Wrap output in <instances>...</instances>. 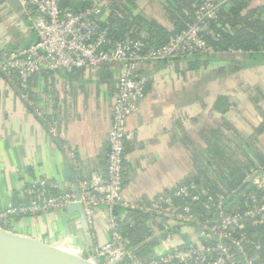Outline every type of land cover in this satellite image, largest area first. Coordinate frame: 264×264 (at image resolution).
I'll return each mask as SVG.
<instances>
[{
    "label": "crops",
    "instance_id": "crops-1",
    "mask_svg": "<svg viewBox=\"0 0 264 264\" xmlns=\"http://www.w3.org/2000/svg\"><path fill=\"white\" fill-rule=\"evenodd\" d=\"M132 1L133 12L143 17L147 29L143 37L157 32L155 27L168 34L178 30L192 6L190 0ZM36 38L18 1L0 0V52L28 47ZM198 56L207 61L199 69L170 62L145 65L140 71L147 85L139 110L127 125L124 199L128 203L147 205L191 184L200 168L214 174L217 167L215 162L208 165L207 139L221 131L235 144L236 131L250 140L253 130L264 123V63L235 53ZM120 71L119 65L57 72L43 67L29 79L0 77V210L23 202L25 188L38 179L71 186L65 180L70 178L66 162L70 152L76 158L78 180L106 171ZM224 99L228 104L222 103ZM50 127L58 132L60 144L49 135ZM257 145L264 154V133ZM260 165L256 161L251 171ZM252 172L244 186L254 180ZM11 226L14 233L86 259L94 257L96 245L110 239L106 222L96 216L94 227L89 225L92 249L78 213L19 218ZM195 233L188 228L173 241L188 244L189 235ZM157 237L154 245L141 251L144 261L164 253Z\"/></svg>",
    "mask_w": 264,
    "mask_h": 264
},
{
    "label": "built area",
    "instance_id": "built-area-1",
    "mask_svg": "<svg viewBox=\"0 0 264 264\" xmlns=\"http://www.w3.org/2000/svg\"><path fill=\"white\" fill-rule=\"evenodd\" d=\"M17 1L37 38L28 47L0 52L1 77L29 79L43 67L57 72L119 65L121 71L108 136L106 171L93 172L89 179L78 180V200L72 185L65 186L48 178L34 181L25 188L23 202L0 210V227L12 231L11 223L15 219L58 216L65 214L71 204L80 202L91 227L96 216H100L110 231V239L94 248L91 259L96 264H242L240 256L243 264H264V256L259 261L258 255L253 258L246 252L247 238L241 232L248 220L264 225V166L253 173L257 188L244 195V209L229 211L225 195L212 196L207 190L197 191L187 185L172 190L175 198L190 203L183 207L176 204L170 193L159 195L147 205L128 203L124 199L125 150L130 138L128 120L139 110L147 85L146 77L140 74L142 67L173 58L220 54L222 51L208 40L209 36L218 38L211 32V22L233 0H201L188 27L171 36L164 45L152 49L130 36L119 42L112 40L106 24L109 13L106 0H89V6L78 12L61 7V0ZM50 129L58 136L54 127ZM69 159L76 169L72 152ZM203 196L207 197L206 201ZM204 201L210 210L216 211L214 218L203 220L202 215L193 211L192 204ZM120 209L125 211L119 212ZM128 210L150 216L151 239L158 236L164 247L162 255L148 262L137 256V249L131 246L122 230L123 223L131 228L135 224L128 217ZM157 224L163 226L162 231L157 229ZM192 226L202 229L200 238H192L188 244L174 243L176 236Z\"/></svg>",
    "mask_w": 264,
    "mask_h": 264
},
{
    "label": "trees",
    "instance_id": "trees-1",
    "mask_svg": "<svg viewBox=\"0 0 264 264\" xmlns=\"http://www.w3.org/2000/svg\"><path fill=\"white\" fill-rule=\"evenodd\" d=\"M106 2L109 8L106 24L109 27V35L112 40L119 42L130 36L136 40H141L147 49L160 47L167 43L171 36L185 30L192 22L197 7L201 4V0H190L189 5H192L189 8L190 11L185 15L183 26L179 27L178 30L168 34L165 29L155 27L157 32H150V36L143 37L141 33L147 29L142 21L143 17L135 15L133 12L134 3L132 0H124L126 2L124 4L119 3L118 0H106ZM255 2L256 0H233L228 8L219 10L217 18L211 22V32L216 34L218 38L209 36L208 40L212 46L223 53L252 55L255 61L260 60L264 63V1ZM60 4L63 8L78 12L88 7L90 1L61 0ZM208 59L210 60V57ZM170 62H186L190 70H194L199 69L207 61H202L198 55H193L186 56L182 60L164 61L162 63ZM228 102L229 99H224L222 103L228 104ZM224 128L228 130L226 126ZM228 131L230 132V130ZM253 131L254 135L250 140L239 136L238 132L235 131V144H233L232 139H228V136L221 131L214 132L207 139L206 144L209 148L208 165H215V162L216 171L214 174L208 172L206 174L205 168H200L201 173H198L194 181L185 185L193 186L197 191L201 188L207 190L212 196L225 195L228 199L226 208L229 211L244 209L246 201L243 196L257 188L255 178L244 186L245 179L248 174H251V169L255 166L256 161L261 163L260 166H264V154L257 145L258 137L264 133V123ZM254 172H252V175ZM200 177L203 178L202 181H199ZM173 191L169 192L172 196ZM203 199L206 201L207 197L203 196ZM174 200L181 207L190 204L187 200L175 197ZM205 201L203 204H192L193 211L202 215L203 220L214 218L216 211L210 210ZM235 203H238L236 208ZM120 211L125 210L120 209ZM127 213L135 224L131 228L123 223L124 236L130 241L131 246L137 249V256L143 262H148L141 258V251L154 245L153 241L155 242V239L150 240L152 235L147 226L151 218L147 214L136 210H128ZM156 227L160 231L163 230L162 225ZM241 232H244L247 238L244 242L246 252L253 258L258 255V258L260 257L258 260L261 261L264 256V225H258L255 221L248 220L243 225ZM143 241L149 242L145 244Z\"/></svg>",
    "mask_w": 264,
    "mask_h": 264
},
{
    "label": "water",
    "instance_id": "water-1",
    "mask_svg": "<svg viewBox=\"0 0 264 264\" xmlns=\"http://www.w3.org/2000/svg\"><path fill=\"white\" fill-rule=\"evenodd\" d=\"M182 57L173 58L169 61L182 60ZM49 135L55 139L57 143L60 141L51 132V129H47ZM62 148V147H61ZM63 149V148H62ZM65 153V151L63 150ZM65 153V157H66ZM68 175L70 178L65 179L72 186H74L77 200L80 198L79 182L77 179V173L75 167L72 165L71 160L66 157ZM66 212L69 214L78 213L83 220L84 229L87 235L88 244L93 249L92 240L89 232V225L87 218L80 202L71 204L67 208ZM196 233L189 235L190 241L192 238H200L202 235V229L196 226H192ZM154 236L152 239H155ZM216 239L215 236H213ZM238 252V251H237ZM240 256V254L238 253ZM241 263L243 264L242 257L240 256ZM0 264H96L93 259H86L75 252L56 248L47 245L37 239L22 236L12 231L5 230L0 227Z\"/></svg>",
    "mask_w": 264,
    "mask_h": 264
},
{
    "label": "rangeland",
    "instance_id": "rangeland-1",
    "mask_svg": "<svg viewBox=\"0 0 264 264\" xmlns=\"http://www.w3.org/2000/svg\"><path fill=\"white\" fill-rule=\"evenodd\" d=\"M151 240H154V239H151Z\"/></svg>",
    "mask_w": 264,
    "mask_h": 264
}]
</instances>
